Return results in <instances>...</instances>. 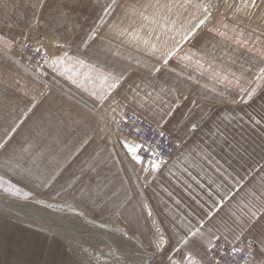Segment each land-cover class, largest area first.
I'll return each mask as SVG.
<instances>
[{"label":"crops","instance_id":"1","mask_svg":"<svg viewBox=\"0 0 264 264\" xmlns=\"http://www.w3.org/2000/svg\"><path fill=\"white\" fill-rule=\"evenodd\" d=\"M144 2L116 0V5L105 14L104 9L112 4V0H45L42 9L36 6V0H0V36L13 41L11 50L27 33L39 34L43 37L49 59L53 54L62 55L67 51L69 56L83 58L86 62L99 61L126 68L128 82L121 90L124 92L129 84L140 83V77L147 76V68L154 60L145 56L127 37L115 36L109 26L119 23L126 28L133 20L139 23L135 17H126L125 9L131 4L139 6ZM151 11L148 9V13ZM217 20L213 19L208 27ZM93 29L98 32L97 39L89 41L91 48L85 50L81 42ZM210 37L205 29L200 33L198 45H207L208 51L216 57L213 61L215 67L242 75V84L254 87V73L258 67L264 66L259 54ZM190 47L185 45L184 50ZM10 50L0 42V116L24 107L33 96L40 99L41 92L49 91L43 87L44 82L49 84L50 93L14 135L9 149L29 141L34 145V152L43 154L39 161L41 170L59 171L56 179L44 187V177L37 174L35 168L28 176L22 172H6L0 167V175L12 183L27 191L41 192L46 197L67 200L77 208L85 209L91 217L118 219L164 264H170V257L180 259V253L174 251L177 246L183 253L191 251L197 259L204 257V247L199 245H207L206 230L212 228L215 232L214 226L222 219H228L226 213L229 209L241 215L240 208L236 207L238 202L246 204L250 198L248 193L258 196L264 190V120L256 125L250 118H264V82L252 100L244 104L232 102L233 99L239 100L235 85L229 87L217 83L208 72L201 75L193 67L186 69L181 76H177L176 72L180 71L177 68L172 73L165 69L162 78L151 77L158 88L175 89L171 96L164 95L167 103L180 100L173 115L166 117L165 128L181 147L169 162L162 165L155 179L145 186L139 166L125 158L117 145L116 137L120 134L112 130L115 123L111 122V117L119 116L107 105H101L97 110L105 117L101 120L97 113L89 112L93 101L86 92L64 76H58L47 63L35 66L16 61L10 56ZM170 65L175 67L176 61H171ZM69 66H74V61ZM79 71H87V68ZM188 73L192 75L191 80L187 78ZM248 81L253 83L249 85ZM219 92L224 93L223 97L218 95ZM192 100H196L197 107L193 108ZM123 103L121 100V105ZM144 121L150 124V120ZM192 124L198 125L194 132L190 131ZM6 127V123L0 120V137ZM108 132L112 135L108 136ZM85 139L87 144L83 143ZM24 167L31 165L25 164ZM236 181H241L239 187L235 186ZM228 189L234 199L225 202L217 212L212 207L213 201H218ZM126 197L131 199L130 203H125ZM113 203L123 204L120 214L111 210ZM145 203L151 209V216L147 209H143ZM209 210L213 212L210 220L206 217ZM202 219L205 238L200 240L197 237L196 244L190 241L188 246L178 245L188 229L199 227ZM109 227L111 231L120 230ZM157 228L168 241L162 249L155 247ZM120 231L124 247L129 244L141 248L136 239ZM44 237L0 219V264L78 262L74 253H66L68 244L65 239ZM94 241L95 245L103 243L112 247L110 240L100 236Z\"/></svg>","mask_w":264,"mask_h":264},{"label":"snow or ice","instance_id":"2","mask_svg":"<svg viewBox=\"0 0 264 264\" xmlns=\"http://www.w3.org/2000/svg\"><path fill=\"white\" fill-rule=\"evenodd\" d=\"M225 2L227 3V0ZM261 4H264V0H260V3L258 0H239L238 3L228 4L227 7L232 11V15L227 18L222 17L212 27H208V25L212 23L214 15L220 7L219 3H213V0H145L139 6L138 4L129 5L125 9L126 17L130 19L135 17L140 22L136 23L133 20L126 28L115 23L109 26L110 30L118 38L127 37L145 56L153 58L154 62L147 68V76H141L140 83L129 84L124 92L121 90L128 82L126 68L118 67L115 64H101L99 61L93 63L89 60L86 62L83 58L69 56L67 51H64L62 55L53 54L50 59L46 56L45 62L58 76H64L71 84L92 98L93 107L89 109V112L97 113L99 118L104 120V115L98 113L97 110L101 105H107L111 108L112 113L119 116V119L115 116L111 117V122L115 123L116 131L120 134L116 137L117 145L123 151L125 158L130 159L133 165L139 166L144 184L147 186L161 171L162 165L167 163L163 157V144L167 142L165 124L168 121L166 117H171L180 105L179 98L170 104L163 98L165 94L171 96L175 89L158 88L151 77L162 78L165 69L172 73L176 72L177 68L180 71L176 74L181 76L186 69L193 67L201 75L208 72L210 78L217 83L229 87L235 85L239 90V100L233 99L232 102L248 104L261 87V83L264 82V66L258 67L254 73L255 86L245 87L242 84V75L238 76L230 70L226 71L215 67L213 61L216 57L208 51L206 44L203 47L198 45V38L200 33L207 29V32L211 34L210 39L218 38L219 41L227 42L229 45H235L241 49L247 48L250 53L256 51L261 63H264V11L261 10ZM114 5H116V0H112V4L104 9L105 14ZM36 6L44 8L45 0H36ZM148 9L152 10L151 13H148ZM101 19L103 18L101 17ZM97 36L98 32L95 29L87 33L86 38L81 42L82 47L85 50L91 48L89 41L95 42ZM0 42H4L9 50L13 43V41H7L4 36H0ZM185 45H191V47L185 51ZM59 47L63 48V45ZM214 48L215 45H213ZM35 51L39 53L40 49L37 48ZM113 55L116 54L113 53ZM173 60L176 61L175 67L170 65ZM73 61L74 66L70 67L69 64H72ZM136 63L138 66L140 65L139 60ZM83 68H87V71H79ZM245 71H250V69ZM187 78L192 79L191 73H188ZM253 81L247 83L251 85ZM43 87L49 91L41 92L40 99L33 96L24 107L19 110L12 109L0 116V120H3L7 125L3 136L0 137V167L6 172H22L28 176L32 175L33 168H35L37 174L44 177L43 186L47 187L49 181L56 179L59 171L58 169L41 170L39 161L43 158V154L34 152V145L31 142L24 141L18 147L9 149L14 135L31 119V116L35 114L34 110L49 95V84L44 82ZM25 94L27 95V93ZM218 95L223 97L224 93L219 92ZM183 99L187 100V97ZM121 100L124 102L123 105H121ZM191 103L193 108L197 107L196 100H192ZM129 111H131V115H129ZM250 118L256 125H260L264 120V118ZM142 120H150L149 131L153 137L147 163L141 156V153L144 152V141L142 140L144 128L137 123ZM151 124H155V128H152ZM197 128V124H192L190 131L194 132ZM107 135L111 136L112 133L108 132ZM83 143L87 144L88 140L85 139ZM144 154L148 155L146 152ZM25 164H30L31 167L25 168ZM240 185L241 181H236L235 186L239 187ZM0 189L13 196L19 195L21 191L3 175H0ZM24 195L28 197L31 193L25 192ZM140 195L142 196L143 193ZM248 195L250 198L246 204L238 202L236 205L240 208L241 215H237L235 211L229 209L226 213L228 219H222L219 225L214 226L215 232L212 228L206 230L209 237L207 245H199L204 247V257L197 259L191 251L183 253L180 246H177L174 251L180 253V259L170 257V264H264V190L258 196L255 193H248ZM230 199H234L231 189L225 190L218 201H213V209L219 212L225 202ZM130 202L131 199L126 197L125 203ZM121 207L123 204L113 203L111 210L120 214ZM143 209L148 210L149 216L152 215L147 203L143 205ZM206 217L209 220L212 219L213 212L209 210ZM202 229H204L203 219L199 221V227L188 229L187 234L178 242V245L188 246L190 241L196 244L197 237L203 240L205 232ZM156 234L158 239L155 242V247L162 249L168 241L164 239L159 228L156 229ZM222 239L223 242H221ZM237 242L243 246H236ZM140 255V261H123L122 264H143L144 259L150 261L155 258L154 253L150 257H145L143 253Z\"/></svg>","mask_w":264,"mask_h":264},{"label":"rangeland","instance_id":"3","mask_svg":"<svg viewBox=\"0 0 264 264\" xmlns=\"http://www.w3.org/2000/svg\"><path fill=\"white\" fill-rule=\"evenodd\" d=\"M238 2L239 0H227V3L225 2V0H213V3H219L220 5L219 9L214 15V19H221L222 17L227 18V16H231L232 11L227 7V5L235 4ZM258 3H260V0H258ZM261 10L264 11V4H261ZM112 130L114 132H117L115 124L112 127ZM16 186L19 187L21 191L19 195L15 196L5 193L2 189H0V202L13 205L19 211H30L32 209H36L39 213H43L44 215L51 216L54 218L57 217L58 219L60 218V220L63 221L65 220L71 222L74 219L78 221V219H80L78 216H84L98 224L104 226L106 224V226L108 225L107 227L111 226L119 228L128 236L136 239V241L140 245L139 247H141L134 249V247L129 246V244H127V247H124V244L121 241V238L123 236L119 234L121 232L120 230L118 231V233L107 229V236H103L96 232L94 233V231L93 233H75L65 227L62 229L60 227L49 226L47 225V222L45 220L40 219L36 215H34L33 217H26L16 213H10L5 209H0V219L2 221L17 224L19 227L32 230L36 232V234H42L43 236L48 237L49 239H53L54 236H58L59 238L65 239L69 246H66L65 248L66 253L72 255L74 253L73 256H75L78 260L76 264H122L123 261H140L141 250L138 251L139 249H143L151 255L154 253V251H152L149 246L145 245L141 239L136 237L134 232L127 230L118 219L112 217H91L85 209L77 208L76 206L70 204L67 200L46 197V195L42 194L41 192H31L25 190L21 186ZM25 192H30L31 195L25 197ZM37 201H40V203H37ZM50 205L57 206V208H60L61 210L51 209ZM64 210L67 212L69 211V213H66ZM99 236L104 239L110 240V242L112 243V247L108 245L105 246V244L103 243L100 245H95L94 240H99ZM118 244H121L122 247L118 246ZM121 250H123V252H121ZM127 250H130V252ZM154 254L156 255V253ZM144 256L150 257L145 254ZM158 259L161 258L159 256H155V258L151 259L150 261L148 259H144L143 264H164L161 260Z\"/></svg>","mask_w":264,"mask_h":264},{"label":"built area","instance_id":"4","mask_svg":"<svg viewBox=\"0 0 264 264\" xmlns=\"http://www.w3.org/2000/svg\"><path fill=\"white\" fill-rule=\"evenodd\" d=\"M26 45V47H25ZM39 48L40 52L37 53L35 49ZM11 57H13L16 61L21 63H28L35 66H43L45 62V57H48L45 45L43 43V37L39 34L27 33L26 36L19 40L9 51ZM131 115V113H129ZM119 119V117L117 118ZM138 124H141L144 128V137L142 140L144 141V152L141 153L142 159L145 163H147L148 156L150 155L151 148L150 145L152 143V134L149 131L150 124L146 121H137ZM116 127V125H115ZM155 128V126H152ZM146 138V139H145ZM179 145V147H177ZM180 143L176 141L171 135L167 134V142L163 144L164 159L169 162L180 150ZM159 151L160 149H156ZM148 153L145 155L144 153ZM223 242V239L221 240ZM236 246L242 247L243 245L240 242L236 243ZM211 255V253H208Z\"/></svg>","mask_w":264,"mask_h":264},{"label":"bare ground","instance_id":"5","mask_svg":"<svg viewBox=\"0 0 264 264\" xmlns=\"http://www.w3.org/2000/svg\"><path fill=\"white\" fill-rule=\"evenodd\" d=\"M51 209H60L57 208V206H53L50 205ZM0 209H5L7 211H9L10 213H16L22 216H26V217H30V216H38L40 219L45 220L47 222V225L52 226V227H60V228H67L68 230H71L73 232H77V233H81V232H88V233H99L103 236H107V227L103 225V227H101V224H98L94 221H92L91 219L84 217V216H78L80 219H78V221H76L75 219L73 221H63L60 220V218L58 219L57 217H51V216H47L44 215L43 213H39L36 209H32L30 211H19L15 206L10 205L8 203H4V202H0ZM49 210V209H48ZM61 210V209H60ZM65 211V210H64ZM66 213H69V211H65ZM49 213V211H48ZM73 222V223H72ZM87 230V231H85ZM119 233V232H118ZM126 237V236H125ZM131 243V242H130ZM134 248H136V246L134 245ZM130 252V250H127ZM141 253L143 254H147V252H144L143 250H141Z\"/></svg>","mask_w":264,"mask_h":264}]
</instances>
